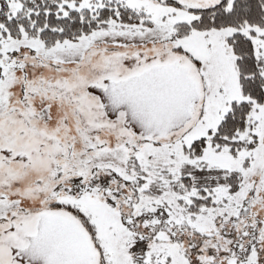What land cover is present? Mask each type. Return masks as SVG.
<instances>
[{
	"label": "snow or ice",
	"instance_id": "obj_1",
	"mask_svg": "<svg viewBox=\"0 0 264 264\" xmlns=\"http://www.w3.org/2000/svg\"><path fill=\"white\" fill-rule=\"evenodd\" d=\"M0 264H264V0H0Z\"/></svg>",
	"mask_w": 264,
	"mask_h": 264
}]
</instances>
